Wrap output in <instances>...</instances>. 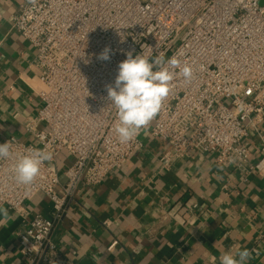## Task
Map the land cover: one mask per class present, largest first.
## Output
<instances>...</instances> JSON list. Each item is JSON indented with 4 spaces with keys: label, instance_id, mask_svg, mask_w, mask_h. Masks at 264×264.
I'll use <instances>...</instances> for the list:
<instances>
[{
    "label": "built area",
    "instance_id": "2783aa9c",
    "mask_svg": "<svg viewBox=\"0 0 264 264\" xmlns=\"http://www.w3.org/2000/svg\"><path fill=\"white\" fill-rule=\"evenodd\" d=\"M12 23L35 49L41 107L24 123L32 141L11 136L0 144L9 141L14 154L45 145L53 152L30 186L15 183L14 157L0 160V204L23 219L25 264H73L53 240L58 218L32 214L29 200L43 193L61 214L82 186L100 184L143 147L144 130L119 142L107 100L106 86H114L128 51L164 52L194 69L190 82L176 77L148 126L170 146L162 157L167 167L195 150L264 176V133L255 163L247 141L264 121V0H37L35 8L22 0ZM105 47L107 61L98 59ZM62 152L74 160L61 171Z\"/></svg>",
    "mask_w": 264,
    "mask_h": 264
},
{
    "label": "crops",
    "instance_id": "0c3cea01",
    "mask_svg": "<svg viewBox=\"0 0 264 264\" xmlns=\"http://www.w3.org/2000/svg\"><path fill=\"white\" fill-rule=\"evenodd\" d=\"M22 0H0V140H33L27 118L41 107L34 47L13 27ZM264 121L247 141L251 161L262 152ZM170 149L147 129L143 147L95 186H82L59 214L49 197L26 203L32 214L58 218L53 240L73 264H219L225 252L247 249L264 264V176L220 165L211 152L189 151L169 167ZM58 157L62 171L73 163ZM62 192V188L59 187ZM0 213V264H25L18 232L23 219Z\"/></svg>",
    "mask_w": 264,
    "mask_h": 264
},
{
    "label": "clouds",
    "instance_id": "9594fccd",
    "mask_svg": "<svg viewBox=\"0 0 264 264\" xmlns=\"http://www.w3.org/2000/svg\"><path fill=\"white\" fill-rule=\"evenodd\" d=\"M35 8L37 0H28ZM111 49H105L98 59H110ZM126 59L119 63L118 74L113 85L106 86L107 100L115 109L116 122L114 131L122 144H127L146 131L153 119L160 113L168 98L173 81L181 76L190 82L193 78V67L176 56L165 59L166 53L156 56L141 53L133 55L128 51ZM178 70V71H177ZM50 145L44 148H29L23 153L14 154L10 142L0 144V160L13 159L11 173L16 184L30 186L40 175L41 166L53 159ZM5 220L8 218L6 209H0ZM252 253L243 249L235 254L225 252L219 257V264H248Z\"/></svg>",
    "mask_w": 264,
    "mask_h": 264
}]
</instances>
